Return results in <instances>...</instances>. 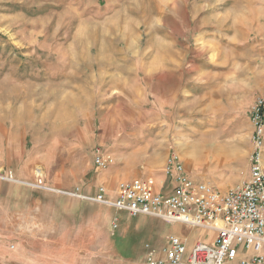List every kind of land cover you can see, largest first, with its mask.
Here are the masks:
<instances>
[{"label": "rangeland", "instance_id": "374dc122", "mask_svg": "<svg viewBox=\"0 0 264 264\" xmlns=\"http://www.w3.org/2000/svg\"><path fill=\"white\" fill-rule=\"evenodd\" d=\"M257 97L264 0H0V168L15 175L45 150L48 173L58 161L77 170L88 161L93 182L107 173L93 165L101 148L116 161L108 170L136 164L160 182L173 149L195 182L224 191L248 177ZM37 168L45 178L39 164L16 177L32 182ZM119 181L103 184L109 196ZM86 204L90 247L103 238L106 258L135 261L178 231Z\"/></svg>", "mask_w": 264, "mask_h": 264}, {"label": "built area", "instance_id": "2783aa9c", "mask_svg": "<svg viewBox=\"0 0 264 264\" xmlns=\"http://www.w3.org/2000/svg\"><path fill=\"white\" fill-rule=\"evenodd\" d=\"M253 126V151L248 158L247 179L224 191L208 183L195 182L178 152L171 149L164 162L163 180L151 176L120 181L115 196L99 186L93 195L76 187L59 190L46 184L36 172L32 182L19 180L0 168V182L27 186L97 204L125 214L155 218L166 224L205 231L210 236L188 248L180 236L169 234L159 250L144 245L143 264H264V97H257L249 112ZM111 153L95 148L93 165L105 171L114 164ZM117 229V220L111 222Z\"/></svg>", "mask_w": 264, "mask_h": 264}, {"label": "crops", "instance_id": "0c3cea01", "mask_svg": "<svg viewBox=\"0 0 264 264\" xmlns=\"http://www.w3.org/2000/svg\"><path fill=\"white\" fill-rule=\"evenodd\" d=\"M233 152L232 150L231 153ZM38 153L40 154L38 157L26 160L24 171L15 169L16 175L28 180V170L33 165L39 164L47 172L45 182L59 190H72L79 186L82 193L93 195L103 184L111 187L122 179L130 180L137 175L146 177L139 176L140 170L136 164L127 167L117 166L108 170L116 163L115 161L107 169L108 171L105 170L106 174L103 173L104 175L95 178L92 182L89 178L88 161L82 170H77L72 159L56 162L50 174L48 173L49 164L45 160V150ZM145 163L149 165L146 169L151 168L152 161L149 158ZM141 169H144V166ZM38 171L41 169L37 168L36 172ZM106 192L108 194L107 190ZM86 203L88 202H73L72 199L60 194L20 188L15 185L9 186L7 183L0 182V264H143L144 246L142 253L135 261H128L126 255L121 254L116 255L117 258L114 256V258L111 257L112 259L106 258L103 238L100 244L97 242L90 247L89 227L93 226L90 225L89 209ZM126 221H131V218ZM175 226L178 227V231L171 234L183 238L188 248L194 241L210 236L203 231L204 236L192 239L190 235H184L183 232L192 233L201 230H191L181 225ZM92 232L98 234V230L92 229ZM167 236L165 235L164 241Z\"/></svg>", "mask_w": 264, "mask_h": 264}, {"label": "bare ground", "instance_id": "6f19581e", "mask_svg": "<svg viewBox=\"0 0 264 264\" xmlns=\"http://www.w3.org/2000/svg\"><path fill=\"white\" fill-rule=\"evenodd\" d=\"M39 172H41V171H38V174H39Z\"/></svg>", "mask_w": 264, "mask_h": 264}]
</instances>
